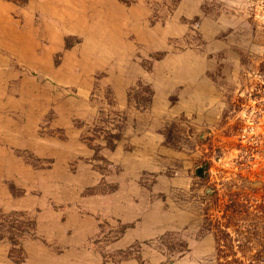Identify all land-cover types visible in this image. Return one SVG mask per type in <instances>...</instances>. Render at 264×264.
I'll use <instances>...</instances> for the list:
<instances>
[{"label": "rangeland", "instance_id": "rangeland-1", "mask_svg": "<svg viewBox=\"0 0 264 264\" xmlns=\"http://www.w3.org/2000/svg\"><path fill=\"white\" fill-rule=\"evenodd\" d=\"M263 62L264 0H0V264H217Z\"/></svg>", "mask_w": 264, "mask_h": 264}, {"label": "trees", "instance_id": "trees-1", "mask_svg": "<svg viewBox=\"0 0 264 264\" xmlns=\"http://www.w3.org/2000/svg\"><path fill=\"white\" fill-rule=\"evenodd\" d=\"M258 76L264 78V62ZM252 186L231 183L226 192L217 185L208 190L203 229L214 236L217 264H264V189Z\"/></svg>", "mask_w": 264, "mask_h": 264}, {"label": "water", "instance_id": "water-1", "mask_svg": "<svg viewBox=\"0 0 264 264\" xmlns=\"http://www.w3.org/2000/svg\"><path fill=\"white\" fill-rule=\"evenodd\" d=\"M199 175L201 176V177H203V175H204V171L203 170H199Z\"/></svg>", "mask_w": 264, "mask_h": 264}, {"label": "crops", "instance_id": "crops-1", "mask_svg": "<svg viewBox=\"0 0 264 264\" xmlns=\"http://www.w3.org/2000/svg\"><path fill=\"white\" fill-rule=\"evenodd\" d=\"M4 34H6V30H5Z\"/></svg>", "mask_w": 264, "mask_h": 264}]
</instances>
